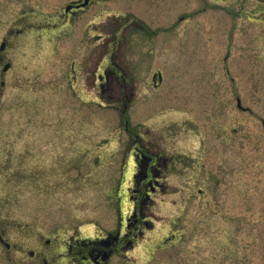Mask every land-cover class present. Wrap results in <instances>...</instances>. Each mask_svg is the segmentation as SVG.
I'll return each instance as SVG.
<instances>
[{"label": "rangeland", "instance_id": "1", "mask_svg": "<svg viewBox=\"0 0 264 264\" xmlns=\"http://www.w3.org/2000/svg\"><path fill=\"white\" fill-rule=\"evenodd\" d=\"M79 1L0 0V264L127 231L125 123L165 182L106 264H264V6L92 0L64 19ZM108 56L122 78L101 93Z\"/></svg>", "mask_w": 264, "mask_h": 264}, {"label": "flooded vegetation", "instance_id": "2", "mask_svg": "<svg viewBox=\"0 0 264 264\" xmlns=\"http://www.w3.org/2000/svg\"><path fill=\"white\" fill-rule=\"evenodd\" d=\"M80 10L83 9L73 7L68 13L63 15V18H69ZM106 60L105 67L102 66L101 72L97 73L94 78L97 80L101 93L104 92L106 85L108 86L110 76L117 80V82L122 78L121 72L117 73V71H122L119 64L113 61L110 56H108ZM71 69L73 70L72 64ZM156 75L157 74H154L152 76V84L154 87L159 83L158 80L156 82ZM132 97V89L129 93V98L124 95V99L127 102H129ZM129 136L131 139V157L133 159L135 172L133 184L129 191L133 210L131 216L127 218V231L121 235L118 231L114 236H110L109 238L97 239L95 241L86 240L87 242L74 238L65 241L61 240L60 242L46 239L43 243L35 244L36 247L34 250L27 252V264H106L111 255L117 254V252L121 250H128L132 247L137 233L135 224L131 225V220L135 219L136 213L141 211L146 203H150V195L154 193V190L158 187V182H165L161 168H166V158L145 148L138 135H133L129 132ZM162 187L164 188L163 185ZM140 191L143 192V195H139ZM142 196L143 198H141ZM0 237L4 240V248L10 250L11 245L6 242L5 235H3L1 230Z\"/></svg>", "mask_w": 264, "mask_h": 264}, {"label": "trees", "instance_id": "3", "mask_svg": "<svg viewBox=\"0 0 264 264\" xmlns=\"http://www.w3.org/2000/svg\"><path fill=\"white\" fill-rule=\"evenodd\" d=\"M142 191V190H141ZM140 191V193H139V195H143L142 193L143 192H141ZM141 198H143V196L141 197ZM140 198V199H141ZM146 209L148 208V206H147V203H146V207H145ZM145 216V211H143V210H141V211H138L137 213H136V216H135V219L133 220H131V225H134L135 224V227H136V233L138 232H140V230L139 229H141V227H143V229L144 228H147V226H148V224H147V222H145V220H142L143 219V217ZM142 223V224H141Z\"/></svg>", "mask_w": 264, "mask_h": 264}, {"label": "water", "instance_id": "4", "mask_svg": "<svg viewBox=\"0 0 264 264\" xmlns=\"http://www.w3.org/2000/svg\"><path fill=\"white\" fill-rule=\"evenodd\" d=\"M257 2H260V3H263L264 4V0H255ZM89 0H83L81 3H79L78 5H76L75 7H85L87 4H88ZM72 6L71 5H68L66 6L65 8V12H68L69 9L71 8ZM3 49V44H1L0 46V50ZM9 67V64H6L4 67H3V71H6Z\"/></svg>", "mask_w": 264, "mask_h": 264}]
</instances>
